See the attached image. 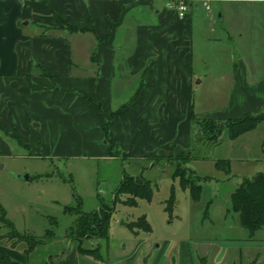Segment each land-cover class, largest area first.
Here are the masks:
<instances>
[{
  "label": "crops",
  "instance_id": "1",
  "mask_svg": "<svg viewBox=\"0 0 264 264\" xmlns=\"http://www.w3.org/2000/svg\"><path fill=\"white\" fill-rule=\"evenodd\" d=\"M226 1L210 0L207 11L202 0H188L180 18L169 0H0V156L9 152L11 139L24 148L52 145L63 155L81 148L79 153L108 158L103 127L109 122L110 137L123 154L154 166L176 147H199L192 114L221 122L264 109V77L255 78L246 61L232 59L227 108L195 111L192 98L199 85L228 75L209 71L203 77L193 54L195 42L199 47L213 41L206 22L211 18L209 25L215 26L216 6ZM65 22L83 32H68ZM44 27L51 29L45 33ZM122 106L120 116L111 118ZM223 143L222 157L190 161L196 166L188 167L207 178L203 181L213 179L198 172L205 161L227 182L236 174L241 182L264 173L251 169L264 156V123ZM219 159L229 161L228 173L216 168ZM222 226L230 238H170L155 247L133 232L125 254L112 261H102L100 252L79 253L75 241L58 255L41 256L40 247L27 255L26 248L1 237L0 264L4 256L22 264H264V230L251 237L239 215Z\"/></svg>",
  "mask_w": 264,
  "mask_h": 264
},
{
  "label": "rangeland",
  "instance_id": "2",
  "mask_svg": "<svg viewBox=\"0 0 264 264\" xmlns=\"http://www.w3.org/2000/svg\"><path fill=\"white\" fill-rule=\"evenodd\" d=\"M221 4H217L213 13L215 26L210 27L211 18L206 22L207 36L213 41L208 45L201 41L199 47L195 42L193 54L196 67L203 77L209 71L217 74L227 71L231 75L221 81L206 79L199 85L192 98L196 112L219 113L227 108L234 73L228 61L244 60L255 78L264 77V0H228ZM219 5L221 10L218 11ZM221 13L222 17L219 18ZM220 121L224 123L228 119ZM35 124L38 125V122ZM197 135L200 140L199 147L192 148L194 157L206 155L212 160L224 155L226 145L223 142L228 140L226 131L221 140L214 144L201 139L200 131ZM80 150H76V155H63L57 146L24 148L10 139L9 152L0 156V238L7 239L10 235L8 240L11 244L17 248H27L29 241L12 237V232L25 238L37 237L43 244L35 246L33 251L40 247L41 256L46 253L58 255L74 247L71 233L77 225V209L90 214L104 204L114 206L108 224L109 239L84 242L85 247H99L102 261H112L115 256L125 254L124 249H128L130 238L135 237L129 226L141 217H145L151 231L140 230L138 239L150 240L154 247L163 246V242L170 238L211 236L219 241L230 238V233L221 229L226 221H237L238 214L229 208L230 195L238 186V174L227 182L214 171L209 161L202 162L198 172L213 179L198 182L203 191L200 201L196 203L191 200L189 191L180 187L179 179L173 177V167L166 159L153 160L159 165L151 166L152 161L148 159L124 155L95 157L84 150L79 153ZM260 159L251 169L264 171V156ZM188 166L194 169L196 164L190 162ZM125 174L149 181L153 189L151 199L138 197L135 198L136 203L131 205L126 203L127 195L116 196ZM172 191L176 204L170 214L165 212V202ZM209 201L212 204L206 215ZM67 207L73 211L66 212ZM0 243L5 244L4 241Z\"/></svg>",
  "mask_w": 264,
  "mask_h": 264
},
{
  "label": "trees",
  "instance_id": "3",
  "mask_svg": "<svg viewBox=\"0 0 264 264\" xmlns=\"http://www.w3.org/2000/svg\"><path fill=\"white\" fill-rule=\"evenodd\" d=\"M44 28L46 29L44 30L45 33L51 29L49 27ZM62 28L70 33L83 32V30H77L66 22L63 24ZM42 74L44 76L51 77L46 71H43ZM124 108L125 106H122L116 112L111 113V118L119 117ZM192 121L196 125L197 131H200V134L202 135L201 139H204L207 143L214 144L218 140H221L224 131L227 132V137L229 139L235 140L244 133L256 129L261 122H264V110L253 114H247L240 119L229 120L224 123L214 120H197L192 114ZM103 130L105 132L106 144L109 146L110 157H118L120 155L126 156V154H123L119 150L117 143L111 139L109 122L104 124ZM195 138L196 142L200 140L197 132L195 134ZM192 159H194L192 149L176 147L172 156L167 158L166 162L173 167V177L179 179L180 187L184 191L188 190L191 200L197 203L200 201L203 191L202 185L198 182L207 178L198 177L194 171L188 167V163H190ZM154 165H159V162ZM215 166L218 170H222L225 173H228L230 170V163L228 160H216ZM116 193V196L119 194L127 195L128 198L126 203L134 205L136 203L135 198L138 197L150 200L153 194V189L149 181L125 174L123 180L117 188ZM175 204V194L172 191L171 196L165 202V212L171 214ZM211 204L212 202L209 201L206 205V215ZM230 209L239 215L241 227L246 229L251 237L264 229V173H258L251 178H244L238 184L236 189L231 194ZM65 211L72 212L73 209L67 207ZM113 211L114 206L106 204L90 214L83 213L80 209H77V225L71 234L74 236V241L77 242V250L79 253L97 257L96 255L99 254V247L86 248L84 246V242L91 239L108 240V224ZM129 227L133 232H138L140 230L147 232L151 231V227L145 217H141L137 221L132 222ZM12 237H17L19 240L20 238L25 239L27 242L29 241V244H27V248L25 249V253L27 255L33 252L35 246L43 244V241L37 237L25 238L14 231L12 232ZM2 263L22 264L11 260L7 256L3 257ZM251 264L258 263L253 261Z\"/></svg>",
  "mask_w": 264,
  "mask_h": 264
},
{
  "label": "built area",
  "instance_id": "4",
  "mask_svg": "<svg viewBox=\"0 0 264 264\" xmlns=\"http://www.w3.org/2000/svg\"><path fill=\"white\" fill-rule=\"evenodd\" d=\"M170 4L169 7L176 9V11L178 12V16L180 18H183L188 10V0H169ZM207 11H210V5L209 2L210 0H202Z\"/></svg>",
  "mask_w": 264,
  "mask_h": 264
}]
</instances>
